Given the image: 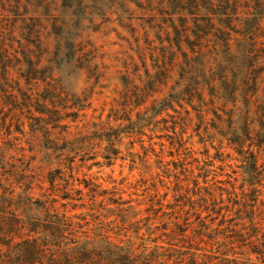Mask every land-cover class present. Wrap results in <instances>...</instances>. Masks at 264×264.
Here are the masks:
<instances>
[{
	"label": "trees",
	"instance_id": "16d2710c",
	"mask_svg": "<svg viewBox=\"0 0 264 264\" xmlns=\"http://www.w3.org/2000/svg\"><path fill=\"white\" fill-rule=\"evenodd\" d=\"M118 28L146 43L152 79L135 133L163 139L160 151L146 142V215L61 168L37 191L28 163L0 148V264H264V0H0V100L49 79L38 111L59 117L66 39ZM216 160L237 169L218 180Z\"/></svg>",
	"mask_w": 264,
	"mask_h": 264
},
{
	"label": "rangeland",
	"instance_id": "374dc122",
	"mask_svg": "<svg viewBox=\"0 0 264 264\" xmlns=\"http://www.w3.org/2000/svg\"><path fill=\"white\" fill-rule=\"evenodd\" d=\"M66 40L64 59L55 69L62 91L66 92L62 102L67 108L61 111V119L57 122L56 115L38 111L41 95H47L51 88L49 79L40 85L33 82V90L23 79L13 84L15 89L9 88L12 94L0 100V148H10L5 153L15 156L12 161L28 163L24 176L33 181L37 191L49 188V168H61L73 181L87 177L105 187L117 188L121 192L118 197L134 199L138 211L146 215V142L156 151L163 142L156 134L146 135V129L137 135L133 128L137 116L139 120L146 118V89L152 81L143 60L146 43L132 30L119 28ZM55 106H61L57 98H53ZM110 124L118 127L120 136L119 153L108 165L102 154L106 135L115 131ZM194 145L200 151L202 145ZM215 152L211 149V153ZM158 159L151 155L153 172L158 170ZM188 160V166L196 164L192 157ZM237 164L234 160H216L211 174H216L218 180L226 179L225 174L237 169Z\"/></svg>",
	"mask_w": 264,
	"mask_h": 264
}]
</instances>
